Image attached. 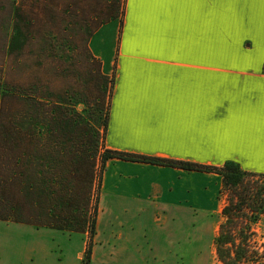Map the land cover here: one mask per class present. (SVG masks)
Here are the masks:
<instances>
[{
    "label": "crops",
    "instance_id": "0c3cea01",
    "mask_svg": "<svg viewBox=\"0 0 264 264\" xmlns=\"http://www.w3.org/2000/svg\"><path fill=\"white\" fill-rule=\"evenodd\" d=\"M75 2L0 0L3 74L31 44H54L43 22L65 21V32L78 25L102 72L114 75L105 148L212 165L234 160L264 173V0ZM220 186L216 173L109 159L91 264H182L180 252L194 263L205 231L214 247ZM106 213L103 243L97 229ZM57 233L71 232L0 219V264H68L67 246L53 243Z\"/></svg>",
    "mask_w": 264,
    "mask_h": 264
},
{
    "label": "trees",
    "instance_id": "16d2710c",
    "mask_svg": "<svg viewBox=\"0 0 264 264\" xmlns=\"http://www.w3.org/2000/svg\"><path fill=\"white\" fill-rule=\"evenodd\" d=\"M84 49L96 79L91 84L93 74L81 73L83 94L64 89V98L39 96L30 80L10 86L5 78L0 81V219L87 233L81 264H91L100 183L109 159L216 173L223 218L213 238L216 259L264 264V241L255 227L264 215V173L234 160L212 165L105 148L114 76L102 72L86 44ZM7 98L17 100L14 111Z\"/></svg>",
    "mask_w": 264,
    "mask_h": 264
},
{
    "label": "rangeland",
    "instance_id": "374dc122",
    "mask_svg": "<svg viewBox=\"0 0 264 264\" xmlns=\"http://www.w3.org/2000/svg\"><path fill=\"white\" fill-rule=\"evenodd\" d=\"M57 1V0H56ZM62 7L68 6L70 3H75V0H60ZM103 3V2H102ZM57 14L59 12L57 11ZM65 22V21H64ZM62 20L58 18L54 20H47L43 22L46 24L47 31L50 34H55L53 38L50 37V41L53 48H48L46 45L48 43H36L30 45V50L26 48L25 51L21 52L20 55L22 58L18 59L17 57H12L8 59L5 65L6 73L3 75V70L0 69V81L5 78L6 85L10 86L13 84H18L19 82L30 84L32 86L36 85L37 94L41 96V93H48L53 95L55 98H64L66 97L64 89H68L70 93L83 94L85 92L84 86L80 80V75L83 71H89L93 75L91 76V84L95 83V67L92 64L91 59L87 60L86 51H85V38L86 33L79 30L78 25H70L68 31H61V25L64 24ZM87 29V28H85ZM46 30V29H45ZM54 30V31H53ZM84 33V34H83ZM53 39V40H52ZM45 48V49H44ZM2 61V60H0ZM40 62V65H38ZM29 65L28 68H25ZM30 71L29 73H21L23 70ZM44 69H51L53 73L47 75V72H44ZM109 77L114 76L113 74L108 75ZM86 88V86H85ZM9 104H11V110H15L17 105V100L14 98H7ZM80 110L81 105L76 107ZM221 217V214H220ZM220 217H216L213 221L212 227V239L216 232L217 223L220 221ZM258 232V237L264 241V215L261 217L258 224L255 226ZM111 229V224L108 221V214L102 216L101 223L99 225L97 239L100 242H108V234ZM56 231H61L54 229ZM178 236H181L183 239L185 231V222L182 220L178 228H176ZM175 230V231H176ZM54 234L53 243L56 245L67 246L63 249L62 256L68 264H79V260L76 257L77 249L83 245L85 242V235L81 232H71L68 234ZM163 245L167 246L169 244L168 237H163L161 239ZM182 244V242H181ZM210 236L209 232L204 235V240L197 245V249L191 257L194 258V263H192V258H184L183 252H180L179 258H175L182 264H219L216 259L214 247L209 249ZM183 245V244H182ZM214 246V245H213ZM177 250V248H176Z\"/></svg>",
    "mask_w": 264,
    "mask_h": 264
}]
</instances>
